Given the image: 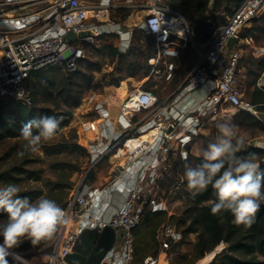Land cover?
<instances>
[{"label":"built area","instance_id":"obj_1","mask_svg":"<svg viewBox=\"0 0 264 264\" xmlns=\"http://www.w3.org/2000/svg\"><path fill=\"white\" fill-rule=\"evenodd\" d=\"M91 1H0L1 98H11L24 106H32L33 99L27 82L35 70L60 67L74 72L100 38L114 35L119 36L123 43V37H128L127 41L132 42L136 28L152 36L158 57L176 39L191 42L195 50L201 53L202 43L195 37L194 26L180 9L166 0H140L131 13L134 15L132 23H127L131 15L122 23L112 21L109 14H105L109 11L108 6ZM44 2L49 3L44 15L39 10L28 11L29 6ZM262 6L264 0H243L227 17L225 24L215 29L205 52L201 53L189 75L174 92L170 115L149 118L135 127L133 134L137 135L147 130L158 131L152 139L128 150L126 160L117 166L109 184L91 188L80 182L73 187L62 207L67 222L59 227L58 244L46 264H69L65 257L75 251L79 235L86 229L99 228L101 231L107 225L115 230L116 239L101 264H134L136 229L142 222L145 208L152 209L159 205L160 183L172 169L171 153L180 155L181 159L182 153H187L189 157L191 149H188V138L193 139L203 133L206 120L215 122L240 111H248L262 119V110L242 97L238 79L244 46L252 39L242 38L241 31L255 19ZM92 11L94 14H90ZM70 31L76 33L75 39L65 37ZM82 32L89 33L83 36ZM231 37L237 39L233 47L228 46ZM261 85L264 86V82ZM198 89L206 90L204 99L200 102L192 99L186 101V97ZM107 97L116 100L119 106L117 120L126 130L123 135H129L127 132L133 127L139 111L158 105V97L143 86L131 89L124 99L117 100L114 94ZM181 101L184 102L182 106ZM104 103L98 104L97 110L108 115L107 104ZM117 145L118 142L93 147V162L102 159ZM125 176L132 182H118L124 180ZM117 187L124 194V199L121 207L109 214L110 204L104 200V195ZM182 238L183 234L177 226L169 220L165 221L155 234L158 253L147 256L144 264H168ZM221 250L219 245L214 249L216 254Z\"/></svg>","mask_w":264,"mask_h":264},{"label":"rangeland","instance_id":"obj_2","mask_svg":"<svg viewBox=\"0 0 264 264\" xmlns=\"http://www.w3.org/2000/svg\"><path fill=\"white\" fill-rule=\"evenodd\" d=\"M139 2L140 0L91 1V3H102L105 4V6H108L109 11L105 12V14H109V18L112 21L121 23L125 21L129 15H131L133 9ZM116 5L122 6L116 7ZM225 5L226 2L223 0L220 8L218 9L219 14H223ZM228 6L234 10L235 1H231ZM34 10H39V4L28 7V11ZM90 14H94V12L92 11ZM227 16L228 15H226V17ZM260 17H262L261 20L256 22L254 21L255 19L252 20L241 31L242 36H244L249 33V28L253 26H256L257 28L255 33H253L254 36L249 35V37H252L250 44L244 46V55L241 59L238 70V79L242 88V97L246 100L251 99V92L253 88L251 84H254L255 81H259L260 79L262 80L261 82H264V71H251L254 70V68L256 69L259 58L264 55V52L260 51L264 49V10L257 18ZM126 28L127 27L125 25V29ZM147 36L150 35L145 33L142 29L136 28L132 42L127 41V44H130L126 51H120L119 54L112 55L107 50H104V46L101 44L100 49H96L95 51L93 50L91 54L88 53V56L84 61H82L78 70L87 71L89 68V61L98 62V66H95V68L98 70L94 72L95 81L93 87L85 90L83 97L90 91H102L105 86H108L113 80H115L114 78L126 76L131 77L129 76L130 63L136 62L137 60L139 61V65L137 66L140 68L135 65L136 67L133 69L137 72V76L135 77H143L144 74L149 72L158 76L154 82L157 81L159 86H161L167 79L164 75V69L171 68L172 70H177L182 66V68H186L189 71L193 66L195 57L197 62L201 56V53L205 52L207 43L210 40H203L200 38L201 40L199 41L202 43L200 48L201 53L195 50L191 42H186L185 58L182 59L183 62L180 66L177 56L175 57V60H172L171 63L169 60L166 61V59L162 60L160 63L153 61L154 53H152L151 48L154 49L155 42L151 36V48H148L146 40ZM105 39H107L108 42L113 43L114 46H119V36H107ZM256 55H259V58H257ZM91 70L92 69H89V71ZM74 73L76 72L74 71L72 73H68L62 68L50 69L49 77L54 78L56 80V85H59ZM166 73L168 74V72ZM56 85L53 86L51 84H47L44 81L35 79L28 80L29 90L31 91L32 95L38 99V103L36 105L38 108H66L61 101V97L58 96L56 92ZM170 88L171 87L168 86V91ZM110 93L113 95L114 90H110ZM160 95L162 94H156L159 99L161 98ZM124 98L125 96L122 97V99ZM114 107L115 111L117 112V117L119 106L116 105ZM81 109L82 108L79 107L73 108L74 116L70 125L63 127L58 133L55 134L52 139L48 141L42 140L40 146L37 147L35 152L27 151L24 156L19 155V152L23 150L22 145L26 143L21 136L1 140L0 171L16 165L34 170L37 175H40V179L23 177L24 179L20 182V189L37 190V192L39 191L40 196L44 195L52 200H57L61 196V192H55L52 189L55 180L58 182H63V184L72 182L73 187L78 185L80 182L89 185L91 183L90 180L97 176L99 170L109 168L112 163L114 165L115 161L116 163L118 160L125 161L127 153L122 154L119 157H115V155L119 153L121 147H125V150L128 151L130 146H124L127 138L136 136L137 134L130 133L129 135H123L117 139H114L112 143L118 142V145L114 147L110 153L104 155L102 159L97 162H93L86 140L88 141L90 137L96 135V132L99 130L98 124H86L85 135L81 122L85 115L81 113ZM250 115L260 123H257L256 120L247 118L245 115H241V112L235 113L232 117L219 118L215 122L206 120L203 133L193 139L188 138V145L190 146L191 152L187 163L195 166L201 162L202 150L207 147L209 142L214 141L217 135L216 124L218 122H222L225 119H230L231 122L237 126L239 133L245 136L247 143L258 147L257 142H262L261 140H264V110L261 112L262 119L255 117L251 113ZM84 135L89 139H86ZM257 138H261V140L257 141ZM240 152L237 153V155H241ZM173 161L174 171L171 169V172L168 175L166 174L165 179L160 183L159 205L156 208H152L153 210H164L165 214L162 215V218L156 219V221H160V224L157 229H155V232L152 233V229L149 230L142 224L138 228L134 264H141L148 256H143V254L140 252L142 243L145 241V239H147L145 238V233L151 242L152 250L155 252L159 250V245L155 240V234L159 227L168 220L174 223L177 226V229L183 234V238L180 243L175 246L174 256L168 260V264H189L197 254L195 250V244L198 240V235L196 232L187 231L188 227L190 226L191 216H193L194 213V195L192 191L188 190L187 182L181 181V176L184 173V165L186 162L183 159H179L177 155L173 157L172 162ZM1 187L2 185L0 184V188ZM70 192L71 191L69 190L68 196L66 197L67 199L70 195ZM209 201L214 200H208L205 202V204H209ZM163 207H166V209H162ZM7 219L8 216L3 217L0 219V222H6ZM58 231L59 228L50 238L42 239L38 242V244L35 245L31 242V240L22 238L17 246L8 249L9 255L6 257L8 264H46L49 261V258L55 252L56 246L58 244ZM223 242L224 245H221L222 243L219 245L222 248V250L219 252L221 255H223L224 250H227L228 248V242ZM2 243L3 237L0 236V244ZM212 251H214V249L207 252L206 255ZM14 253L16 255H14ZM247 258L250 257L248 256ZM200 259H198L194 264H196ZM39 260L42 261L39 262ZM213 260L210 261L209 264H211ZM254 262H261L259 264H264V257L257 255Z\"/></svg>","mask_w":264,"mask_h":264},{"label":"trees","instance_id":"obj_3","mask_svg":"<svg viewBox=\"0 0 264 264\" xmlns=\"http://www.w3.org/2000/svg\"><path fill=\"white\" fill-rule=\"evenodd\" d=\"M172 6L180 9L188 18L190 23L194 26L196 32V39H210L217 27L225 24L227 17L230 16L243 0H225V10L223 14H219V8L223 0H167ZM235 1V9L229 7V3ZM212 4V6H211ZM226 15H228L226 17ZM262 17L256 18L254 21L261 20ZM256 26L249 28L248 34L242 36L247 38L249 35L254 36ZM151 36H147V47L151 48ZM201 38V39H200ZM252 38V37H249ZM153 39V38H152ZM154 41V39H153ZM107 46V45H105ZM113 55H117L120 51L112 47V44L108 45ZM154 53L153 57L157 56L156 46L152 49ZM148 58V56H147ZM86 58L80 61H84ZM155 61V59L153 60ZM98 62L89 61V68L87 71L76 70L69 78H66L63 83L56 85V80L49 77L50 69H61L60 67H51L45 69L35 70L30 78L44 81L47 84L53 86L58 96L61 97L62 103L65 105V109H56L49 107L38 108L36 105L38 99L32 95L33 105L24 106L19 102L11 98L0 97V141L6 138L20 137L19 128L22 121H27L34 117L41 115L56 116L60 121V126L56 133H58L63 127L70 125L72 122L74 112L73 108L80 106L83 100V94L85 90L92 88L95 81L94 72L98 69ZM139 61L130 63L129 76H137L136 70H133ZM138 67V66H137ZM140 68V67H138ZM89 69H92L89 71ZM251 71H264V55L258 60L256 69ZM68 73H72L67 71ZM145 76L149 75L144 74ZM128 77V76H126ZM111 84L119 85L120 82L125 80V77L114 78ZM121 82V83H122ZM256 82L252 85L251 99L250 101L257 105L260 110H264V88L256 85ZM28 84V82H27ZM29 88V87H28ZM31 92V91H30ZM241 115H245L247 118L256 120L251 117L248 111H240ZM252 114V113H251ZM253 115V114H252ZM256 117V116H255ZM260 119V118H259ZM257 121V120H256ZM257 123H260L257 121ZM35 131V130H34ZM123 136V135H122ZM125 136V135H124ZM190 149V146L188 147ZM248 152H255L258 156V162L260 163L261 171H264V148L256 147L246 142V146L241 150V155H246ZM175 153H171L170 159L175 156ZM181 159L180 155H177ZM172 169L174 171V161L172 162ZM26 178L40 179V175H37L34 170L25 168L23 166H12L5 170L0 171V184L2 187L12 183L16 184L20 188V182ZM1 187V188H2ZM72 182L63 184V182L54 181L53 190L55 192H61V196L55 200L56 203L62 208L65 206L68 196V191L72 190ZM38 193V194H37ZM22 197H28L31 201H34L40 196L37 190H22L18 194ZM208 200H216V195L211 185L206 191L196 193L194 195V213L191 216L190 226L188 232H196L198 240L195 244L196 256L189 264H194L198 259L204 257L207 252L215 249L223 241L228 242L227 250H224L223 255L217 253L211 264H259L261 262H254L257 255L264 257V202H261V206L255 214L253 223L250 226L235 225L233 223V215L228 211H221L220 213L213 215L209 204H205ZM164 210H153L148 207L143 212L141 224L146 226L149 230L152 229V233L160 224V221H156L157 218H162ZM8 216L6 212L0 211V219ZM140 224V225H141ZM138 226V228L140 227ZM138 228L136 229V240L138 234ZM155 234V233H154ZM145 241L142 243L141 254L146 256L150 253L154 255L158 253L152 250L151 242L145 233ZM155 243V240H154ZM250 258H247V257ZM263 263V262H262Z\"/></svg>","mask_w":264,"mask_h":264},{"label":"clouds","instance_id":"obj_4","mask_svg":"<svg viewBox=\"0 0 264 264\" xmlns=\"http://www.w3.org/2000/svg\"><path fill=\"white\" fill-rule=\"evenodd\" d=\"M123 40L120 50L126 51L128 37H123ZM260 51L264 52V49ZM60 123L56 116L51 115L22 121L19 133L26 143L19 155L35 152L42 140L52 139ZM216 128L217 135L202 150L199 164L187 163L188 154H181L186 162L181 181L187 182V188L193 195L206 191L211 185L216 195V200L209 201L212 214L228 211L233 215L235 225L250 226L261 202H264V171H261L255 152L237 155L246 146V138L230 119L218 122ZM20 191L12 183L0 188V211L8 214L7 221L0 222V236L3 237L0 264H8V249L17 246L22 238L38 244L67 222L64 210L55 200L42 195L31 201L18 195Z\"/></svg>","mask_w":264,"mask_h":264},{"label":"crops","instance_id":"obj_5","mask_svg":"<svg viewBox=\"0 0 264 264\" xmlns=\"http://www.w3.org/2000/svg\"><path fill=\"white\" fill-rule=\"evenodd\" d=\"M166 2L169 3L167 0ZM48 6H49V3L47 2L39 3V12H41L40 13L41 15L45 14L44 10ZM128 19H127V23H128ZM110 36H114V35H110ZM105 37L107 36L102 37L96 46H93L92 48H90L89 54H91L93 50L95 51L96 49H100L101 44H103L104 50H107L110 54H112V52L110 51V48L107 47L110 44H112L113 48H116L119 51H121L120 48L123 44V41L120 40L119 46L117 47V46H114L113 43L108 42L107 39H105ZM249 44L250 43H248L247 45ZM185 51H186V41L181 40V39H176L175 42H173L166 48L164 54H162L159 57L158 56L154 57L153 59H155V62L157 61L158 63H160L162 60H165V59L166 61L169 60L171 63L172 60H175V57L177 56V58L179 59V64L181 66L183 62L182 59L185 58ZM195 63H196V57L193 62V66L190 68L189 71L186 68L185 69L182 68V66L179 67V69L177 70H172L171 68L164 69V75L166 76L167 79L164 81V84H162L161 86H159L157 81L154 82L155 79L158 78V76L149 73V75L147 76L143 75V77H133V76L125 77L124 81L128 82L126 90H121L119 92H116L117 88H120L122 86V83H121L122 81H121L119 85L110 83L108 86H105L102 91H99V92L90 91L87 94H85L83 97L82 103L80 104V106H78L79 108H82L81 113L85 115L84 119L81 120L84 133L86 135V124L88 123L98 124V129H99L98 132H96L95 136L90 137L91 140L87 136L84 135L86 139L87 138L89 139L88 141L86 140V142H87L88 149L90 151L91 156L93 154L92 152L93 147L96 148V147H101L106 144H110L113 142L114 139H117L118 137H121L124 133H126L125 128H123V126L118 122L117 117H116V111L114 107L118 105L116 103V100L112 101V99H108L107 97L108 94H111L110 90H114L113 94H115V96L117 95L116 96L117 100H120L122 99V97L127 96L128 92L131 89L135 87H139V86L145 87L146 89L152 91L155 95L159 93L162 94L160 95L161 97L160 99L158 97V105L155 108L139 111L137 113V115L134 118L133 127L130 128L127 132L129 134L134 133L135 127L142 124L144 121L149 120V118L158 119L162 114H165L166 116L170 115L169 108L171 104H173V101L175 99V94H176L174 92L180 87L182 82L189 75V72L193 69ZM246 69H249V68H246ZM166 72H168V74ZM261 81H262L261 79L257 81L256 85L264 88V86L261 85L263 83ZM168 86L171 87L169 91H168ZM205 94H206L205 89L195 90L189 96L186 97V101L189 99L190 100L192 99L195 102H200L202 101V99H204ZM106 100H108V102H105ZM100 103L107 104L106 111L108 112V115L105 114V112L101 113L97 110V106ZM183 104L184 102L181 101L180 106H182ZM258 140H261V138L260 139L257 138V141ZM261 141L262 142H259V141L257 142L258 147L264 148V140H261ZM125 145L126 143L124 144V146ZM122 148H125V147H122ZM125 160H126V157H125ZM123 162L124 161L122 160H118L117 163L116 161L114 162V165L112 163V165L109 168L99 170L97 173V176L90 180L91 183L88 186H90L91 188H101L104 185L109 184V182H111L115 176V173L117 171V166ZM124 178H125L124 180L121 179L118 182H124L125 184H127V182H132L126 176ZM123 199H124V194L122 193L119 187L114 188L109 193H106L104 195V200L109 202L110 204L108 213L110 214L112 210L120 208ZM150 255H154V254H148V256ZM141 264H144V262H142Z\"/></svg>","mask_w":264,"mask_h":264},{"label":"water","instance_id":"obj_6","mask_svg":"<svg viewBox=\"0 0 264 264\" xmlns=\"http://www.w3.org/2000/svg\"><path fill=\"white\" fill-rule=\"evenodd\" d=\"M264 10L262 6L255 19L261 15ZM89 32H82L85 36ZM65 37L67 39H75L76 33L73 31L68 32ZM237 39L231 37L228 41V46L233 47ZM116 239L115 230L107 225L101 231L97 229H86L78 237L76 249L74 252L69 253L65 259L69 264H101L107 252L113 247ZM96 244H99V251L95 249Z\"/></svg>","mask_w":264,"mask_h":264},{"label":"bare ground","instance_id":"obj_7","mask_svg":"<svg viewBox=\"0 0 264 264\" xmlns=\"http://www.w3.org/2000/svg\"><path fill=\"white\" fill-rule=\"evenodd\" d=\"M133 20H134V15H131L128 19V23H132ZM127 83H128L127 81H123L122 86L120 88H117L116 92H119L121 90H126L127 89ZM157 131H158L157 129H155L153 131L147 130V131H144L143 133H141L140 135L133 136L127 140L126 146H130L129 150H131L132 148L141 145L143 142H146L147 140L152 139V136L154 134H156ZM125 153H128V151H126L125 148L121 147V149L119 150V153L116 154V157H119ZM14 255H16V254L14 253ZM215 255H216L215 251H212V252L208 253L205 257L201 258L196 264H209L210 261H212V259L215 257ZM40 261H42V260H39V262Z\"/></svg>","mask_w":264,"mask_h":264},{"label":"flooded vegetation","instance_id":"obj_8","mask_svg":"<svg viewBox=\"0 0 264 264\" xmlns=\"http://www.w3.org/2000/svg\"><path fill=\"white\" fill-rule=\"evenodd\" d=\"M99 248V244H96L95 249L97 250ZM99 251V249H98Z\"/></svg>","mask_w":264,"mask_h":264}]
</instances>
